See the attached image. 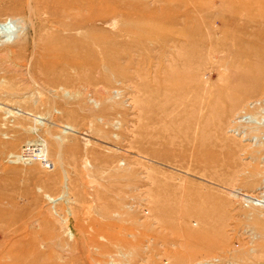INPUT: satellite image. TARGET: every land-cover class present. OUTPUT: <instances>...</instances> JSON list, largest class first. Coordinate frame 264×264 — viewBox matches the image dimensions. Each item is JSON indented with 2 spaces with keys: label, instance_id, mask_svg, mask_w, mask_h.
Here are the masks:
<instances>
[{
  "label": "rangeland",
  "instance_id": "obj_1",
  "mask_svg": "<svg viewBox=\"0 0 264 264\" xmlns=\"http://www.w3.org/2000/svg\"><path fill=\"white\" fill-rule=\"evenodd\" d=\"M137 1L147 13L161 9L149 20L158 35L188 3ZM32 16L27 0H0V23L13 19L15 28L0 40V64L19 38L27 55L35 49ZM107 75L117 102L0 71V264H264V148L212 132L236 115L263 124V91L235 94L233 111L221 102L201 144L193 119L150 121L133 69ZM39 149L46 161L31 153Z\"/></svg>",
  "mask_w": 264,
  "mask_h": 264
},
{
  "label": "bare ground",
  "instance_id": "obj_2",
  "mask_svg": "<svg viewBox=\"0 0 264 264\" xmlns=\"http://www.w3.org/2000/svg\"><path fill=\"white\" fill-rule=\"evenodd\" d=\"M194 1H180L183 15L173 17L168 35H158L149 20L161 9L147 13L137 0L118 8L109 6L112 0H27L37 44L27 55L19 38L0 71L14 82L43 80L56 91L74 89L83 101L117 102L107 72L133 69L136 88L145 93L138 102L153 109L150 121L193 119L203 144L221 102L232 103L233 111L241 102L235 94H264V0H219L221 7ZM142 22L150 27H137ZM13 23H0L1 42L15 36ZM240 121L236 115L213 124V135L226 142L236 132L249 146L254 141L264 148V123Z\"/></svg>",
  "mask_w": 264,
  "mask_h": 264
},
{
  "label": "built area",
  "instance_id": "obj_3",
  "mask_svg": "<svg viewBox=\"0 0 264 264\" xmlns=\"http://www.w3.org/2000/svg\"><path fill=\"white\" fill-rule=\"evenodd\" d=\"M27 150H28V152H30L29 148H27ZM39 151H40V149L37 152H31V153H35V155L38 158L37 160H39V161H46L45 155L42 152H39ZM24 154H25V152H24ZM205 264H221V259L218 258V257H215V258H212L210 260V262H207ZM224 264H226V263H224Z\"/></svg>",
  "mask_w": 264,
  "mask_h": 264
}]
</instances>
